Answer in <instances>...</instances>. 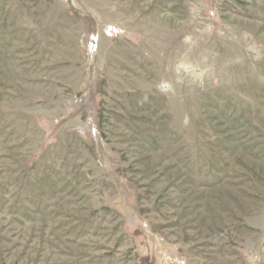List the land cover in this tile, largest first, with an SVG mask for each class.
I'll use <instances>...</instances> for the list:
<instances>
[{
    "label": "rangeland",
    "instance_id": "obj_1",
    "mask_svg": "<svg viewBox=\"0 0 264 264\" xmlns=\"http://www.w3.org/2000/svg\"><path fill=\"white\" fill-rule=\"evenodd\" d=\"M0 264H264V0H0Z\"/></svg>",
    "mask_w": 264,
    "mask_h": 264
},
{
    "label": "trees",
    "instance_id": "obj_2",
    "mask_svg": "<svg viewBox=\"0 0 264 264\" xmlns=\"http://www.w3.org/2000/svg\"><path fill=\"white\" fill-rule=\"evenodd\" d=\"M144 263H147L146 261H144Z\"/></svg>",
    "mask_w": 264,
    "mask_h": 264
}]
</instances>
